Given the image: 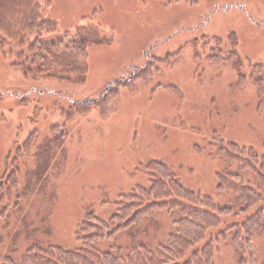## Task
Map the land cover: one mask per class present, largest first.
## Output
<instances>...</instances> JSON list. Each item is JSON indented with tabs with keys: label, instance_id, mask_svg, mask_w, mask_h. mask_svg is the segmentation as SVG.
Segmentation results:
<instances>
[{
	"label": "rangeland",
	"instance_id": "374dc122",
	"mask_svg": "<svg viewBox=\"0 0 264 264\" xmlns=\"http://www.w3.org/2000/svg\"><path fill=\"white\" fill-rule=\"evenodd\" d=\"M47 6L44 15L61 32L85 38L86 57L52 68L56 79H24L0 56V175L7 156L33 133L11 175L13 197L2 191L0 264L19 263L34 247L80 248L86 215L106 221L128 195L148 189L152 161L166 164L188 190L238 210L235 196L217 190V175H238L252 188L257 180L215 150L234 142L264 157V0ZM86 99L96 100L89 111H70ZM178 218L176 211H156L94 247L122 256L134 246L154 250ZM227 236L212 264H240ZM252 239L254 262L262 264L264 228Z\"/></svg>",
	"mask_w": 264,
	"mask_h": 264
},
{
	"label": "trees",
	"instance_id": "16d2710c",
	"mask_svg": "<svg viewBox=\"0 0 264 264\" xmlns=\"http://www.w3.org/2000/svg\"><path fill=\"white\" fill-rule=\"evenodd\" d=\"M48 1L0 0V56L7 57L8 67L20 71L24 79H56L52 68H71L75 61L86 57L85 38L78 33L61 32L57 24L44 15ZM72 58H75L74 63L70 61ZM256 85L262 89L260 79ZM95 102L90 99L75 102L70 111L83 114ZM32 134L15 150L14 156L6 158L0 175V204L3 189L9 191L7 197L14 195L16 181L11 180V175L18 171V162L20 164L28 153ZM215 155L237 164L257 180L258 186L252 188L238 175H217V190L235 196L241 204L238 210L220 206L210 197L188 190L166 164L152 161L146 167L150 179L148 189L139 188L128 195V201L121 203L124 207H118L106 221L99 220L93 213L86 215L77 235L82 242L80 248L34 247L24 253L19 263L8 258L5 264H212L217 246L227 240L228 234L232 246L241 254L239 263L255 264L252 237L255 231L264 228V157L253 148L234 142L217 144ZM5 211L2 209L0 218ZM156 211L179 214L174 222L175 231L164 245L154 250L134 246L127 256L100 252L94 247L99 241H112L117 233L138 226Z\"/></svg>",
	"mask_w": 264,
	"mask_h": 264
}]
</instances>
